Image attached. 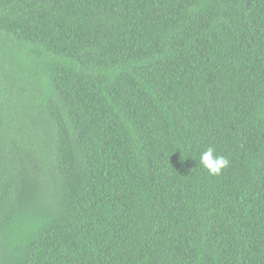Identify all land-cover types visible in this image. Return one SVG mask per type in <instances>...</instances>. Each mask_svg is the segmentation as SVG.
Returning <instances> with one entry per match:
<instances>
[{
	"label": "trees",
	"instance_id": "16d2710c",
	"mask_svg": "<svg viewBox=\"0 0 264 264\" xmlns=\"http://www.w3.org/2000/svg\"><path fill=\"white\" fill-rule=\"evenodd\" d=\"M0 264H264V0H0Z\"/></svg>",
	"mask_w": 264,
	"mask_h": 264
},
{
	"label": "clouds",
	"instance_id": "9594fccd",
	"mask_svg": "<svg viewBox=\"0 0 264 264\" xmlns=\"http://www.w3.org/2000/svg\"><path fill=\"white\" fill-rule=\"evenodd\" d=\"M199 161L207 173L212 176L220 175L230 163L225 156L217 154L214 147L211 146L200 153Z\"/></svg>",
	"mask_w": 264,
	"mask_h": 264
}]
</instances>
